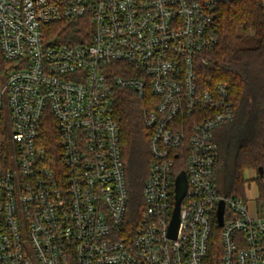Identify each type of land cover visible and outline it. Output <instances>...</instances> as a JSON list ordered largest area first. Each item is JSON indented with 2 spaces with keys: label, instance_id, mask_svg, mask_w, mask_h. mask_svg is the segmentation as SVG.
<instances>
[{
  "label": "built area",
  "instance_id": "2783aa9c",
  "mask_svg": "<svg viewBox=\"0 0 264 264\" xmlns=\"http://www.w3.org/2000/svg\"><path fill=\"white\" fill-rule=\"evenodd\" d=\"M79 22L81 42L53 37V25ZM220 38L215 0H0V264H206L217 226L219 264H264V212L215 184V131L234 104L227 84H198L195 62ZM117 88L147 101L138 217Z\"/></svg>",
  "mask_w": 264,
  "mask_h": 264
},
{
  "label": "trees",
  "instance_id": "16d2710c",
  "mask_svg": "<svg viewBox=\"0 0 264 264\" xmlns=\"http://www.w3.org/2000/svg\"><path fill=\"white\" fill-rule=\"evenodd\" d=\"M218 5L221 38L219 42L196 57L198 84L209 88L218 82L227 84L234 104L235 119L225 128L248 122L238 136L233 152L228 187H219L226 154L234 142L232 136L218 139L219 160L215 169V184L220 194L246 198L247 180L244 170L256 169L258 203L264 207V0H215ZM53 37L59 42H81L86 31L85 22L53 25ZM253 30L258 44L240 47L241 32ZM206 60V62H204ZM118 65V64H117ZM117 67V66H115ZM119 68V67H117ZM114 68V72L117 71ZM115 118L120 125V141L126 165L130 192L129 214L138 217L144 207L143 185L149 173V131L144 123L147 101L134 92L117 88L113 94ZM194 122V119H189ZM44 130L54 135V118L49 110ZM220 229L215 228L206 264H219Z\"/></svg>",
  "mask_w": 264,
  "mask_h": 264
},
{
  "label": "rangeland",
  "instance_id": "374dc122",
  "mask_svg": "<svg viewBox=\"0 0 264 264\" xmlns=\"http://www.w3.org/2000/svg\"><path fill=\"white\" fill-rule=\"evenodd\" d=\"M241 34L243 37L239 41L240 47H253V46H256L258 44V39L255 37L253 30H245V31H242ZM247 123H248L247 121L244 123L239 122L237 125L233 126L232 128H230V127L225 128L226 125L224 124V125L220 126L215 131L216 137L218 139H221L224 136L229 137V138L232 136V138L234 140V142L231 143V145H230V150L226 154V161H225L223 171H222V178L223 179H220V182H219V187H220L221 191H225L226 188L228 187L229 177H230L231 170H232L234 147L236 145V141H237L238 136H240V134H242L246 130L245 124L247 125ZM7 131H8V135L10 136L11 135V125L10 124H8ZM248 170L256 171V169H248ZM245 171L246 170H244V172ZM256 173H257V171H256ZM251 175H252V173H249L247 175L248 176L247 182L249 183L250 188L247 191V189H246L247 185H245L246 197L248 196L250 206L252 208H255V206H256L259 211L264 212V207H262L258 203V200H257L258 194H259L258 185H257L256 181L253 179V176H251Z\"/></svg>",
  "mask_w": 264,
  "mask_h": 264
},
{
  "label": "water",
  "instance_id": "95a60500",
  "mask_svg": "<svg viewBox=\"0 0 264 264\" xmlns=\"http://www.w3.org/2000/svg\"><path fill=\"white\" fill-rule=\"evenodd\" d=\"M186 177L185 174L182 173L177 179V194H176V203H175V208L171 220V224L169 227V236L171 238H175L178 233L179 225H180V205L183 197L186 194ZM222 217H223V202L221 203V208L219 211V220L220 223H222Z\"/></svg>",
  "mask_w": 264,
  "mask_h": 264
},
{
  "label": "crops",
  "instance_id": "0c3cea01",
  "mask_svg": "<svg viewBox=\"0 0 264 264\" xmlns=\"http://www.w3.org/2000/svg\"><path fill=\"white\" fill-rule=\"evenodd\" d=\"M249 173H252V175L251 176H253V179L255 180V178H256V176H257V173H256V171H254V170H246L245 171V173H244V175H245V178H246V180L248 181V174ZM256 181V180H255ZM248 191V190H247ZM259 191V190H258ZM258 196H259V194H258ZM248 197V196H247ZM258 199V198H257Z\"/></svg>",
  "mask_w": 264,
  "mask_h": 264
}]
</instances>
